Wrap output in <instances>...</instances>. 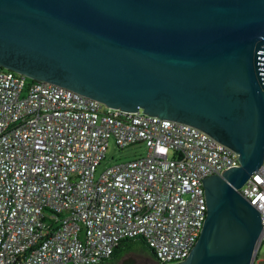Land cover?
Wrapping results in <instances>:
<instances>
[{
    "label": "water",
    "instance_id": "obj_1",
    "mask_svg": "<svg viewBox=\"0 0 264 264\" xmlns=\"http://www.w3.org/2000/svg\"><path fill=\"white\" fill-rule=\"evenodd\" d=\"M0 65L236 150L240 165L203 179L189 255L157 264H252L261 213L239 188L264 163V0H0ZM123 258L156 264L138 245Z\"/></svg>",
    "mask_w": 264,
    "mask_h": 264
},
{
    "label": "built area",
    "instance_id": "obj_2",
    "mask_svg": "<svg viewBox=\"0 0 264 264\" xmlns=\"http://www.w3.org/2000/svg\"><path fill=\"white\" fill-rule=\"evenodd\" d=\"M148 152L97 169L109 138ZM240 165L201 128L103 103L0 65V264H96L125 238L185 259L207 215L203 179ZM260 211L264 163L239 188Z\"/></svg>",
    "mask_w": 264,
    "mask_h": 264
},
{
    "label": "rangeland",
    "instance_id": "obj_3",
    "mask_svg": "<svg viewBox=\"0 0 264 264\" xmlns=\"http://www.w3.org/2000/svg\"><path fill=\"white\" fill-rule=\"evenodd\" d=\"M148 152L147 145L144 142H136L130 144L124 148H120L115 138L111 135L109 138L108 148L106 150L105 157L101 160L98 169L97 175H99L106 167L121 162L125 160L134 159L137 156L145 155ZM130 245H138L141 247L148 255L155 259L151 249L142 239H136L130 243ZM257 264H264V241L261 244V247L257 256Z\"/></svg>",
    "mask_w": 264,
    "mask_h": 264
},
{
    "label": "trees",
    "instance_id": "obj_4",
    "mask_svg": "<svg viewBox=\"0 0 264 264\" xmlns=\"http://www.w3.org/2000/svg\"><path fill=\"white\" fill-rule=\"evenodd\" d=\"M136 239H142V238H138V237H133V238H125L123 239L114 249L113 253L111 254V256L109 258H107L106 260H111L112 262H115L116 260H118L126 251H128V247L130 245V243ZM143 240V239H142ZM144 241V240H143ZM145 242V241H144ZM146 243V242H145ZM147 244V243H146ZM148 246V244H147ZM149 247V246H148ZM150 248V247H149ZM151 249V248H150ZM152 251V249H151ZM153 255L155 257V254L153 252ZM154 262L157 264L159 263V261L155 258ZM130 264V263H128Z\"/></svg>",
    "mask_w": 264,
    "mask_h": 264
},
{
    "label": "flooded vegetation",
    "instance_id": "obj_5",
    "mask_svg": "<svg viewBox=\"0 0 264 264\" xmlns=\"http://www.w3.org/2000/svg\"><path fill=\"white\" fill-rule=\"evenodd\" d=\"M123 255L118 259L116 260L115 262H112L111 260H104V261H101L99 262L98 264H139L138 262L135 261V259L133 258H123Z\"/></svg>",
    "mask_w": 264,
    "mask_h": 264
}]
</instances>
